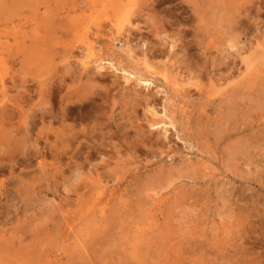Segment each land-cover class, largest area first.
<instances>
[{
  "label": "rangeland",
  "instance_id": "obj_1",
  "mask_svg": "<svg viewBox=\"0 0 264 264\" xmlns=\"http://www.w3.org/2000/svg\"><path fill=\"white\" fill-rule=\"evenodd\" d=\"M0 264H264V0H0Z\"/></svg>",
  "mask_w": 264,
  "mask_h": 264
},
{
  "label": "bare ground",
  "instance_id": "obj_2",
  "mask_svg": "<svg viewBox=\"0 0 264 264\" xmlns=\"http://www.w3.org/2000/svg\"><path fill=\"white\" fill-rule=\"evenodd\" d=\"M83 76V72L81 71L80 73H79V78H81ZM97 78V77H96ZM92 81H94L95 79H94V77H91L90 78ZM100 81V80H99ZM47 82V81H46ZM50 84V83H49ZM45 86H46V83H45ZM50 86V85H49ZM118 90V89H117ZM73 94H74V91H73V93L71 92V91H68V93L65 95V101L66 102H71V96H73ZM231 94H233V93H231ZM81 98H84V97H81ZM88 98V97H87ZM45 99V98H44ZM84 100H86V99H84ZM84 100H83V103H84ZM45 101H46V99H45ZM64 101V102H65ZM106 101V100H105ZM82 103V104H83ZM102 103H104V102H102ZM235 103V102H234ZM46 104V103H45ZM44 104V105H45ZM66 107L67 108H71L72 106H70V105H66ZM67 111H69V110H67ZM71 112V111H70ZM69 114V113H68ZM104 115V114H103ZM97 116V115H96ZM48 117V116H47ZM63 118V117H62ZM28 120V119H27ZM62 121V120H61ZM26 123H28V122H26ZM65 124V123H64ZM64 124H59V125H61L62 127L64 126ZM102 124V123H101ZM72 125V124H71ZM73 126V125H72ZM158 125H157V123L156 124H154L153 123V125H151V127H153V128H151V129H154V128H156ZM91 127V130L92 129H96L97 128V125L96 124H93V125H91L90 126ZM66 128H68V127H66ZM70 128H73V127H70ZM69 128V130L68 131H70L69 133L67 132H57L55 135H54V140H53V142H47L48 141V139H47V141L46 140H44V142L41 144V146H40V150L41 151H80V149L76 146V145H73V143H74V141H76L75 139H76V135H77V133L75 132V131H73L74 129H70ZM98 128H100V126L98 127ZM109 128H111V127H109ZM26 129H28V128H26ZM62 129V128H61ZM47 130V129H46ZM53 130V129H52ZM75 130H76V128H75ZM88 130V129H87ZM114 130V129H113ZM145 131V130H144ZM80 132V131H79ZM43 133V132H42ZM107 133V132H106ZM111 133H112V131H111ZM125 133V132H124ZM27 134V133H26ZM48 134V133H47ZM68 134V135H67ZM88 134V133H87ZM43 135V134H42ZM85 135V134H84ZM67 136V137H66ZM134 136V135H133ZM142 136L143 135H140V136H138L139 138H134V139H132V140H130V141H128V142H124V144H122L121 143V145L123 146V147H125V150H127V151H129V150H138V151H154V150H152L151 149V147L152 146H157V144H159V146L161 145V146H163V145H165L166 143L164 142V141H162V139H159V140H150L149 138H145L144 136V138L145 139H143L142 138ZM44 137V136H43ZM47 137V136H46ZM85 138V137H84ZM88 138H90V137H88ZM98 138V137H97ZM168 138V137H167ZM45 139V138H44ZM85 139H87V138H85ZM91 139V138H90ZM89 139V140H90ZM94 139V138H93ZM165 139V138H164ZM96 140V139H95ZM168 140V139H167ZM166 140V141H167ZM85 141V140H84ZM66 142H67V144H66ZM86 142V141H85ZM169 142V141H168ZM91 143V145H90V149L92 148V149H94V151H105V150H107V147H109V145L107 144V143H105V142H103L102 141V139L99 141V139L97 140V142H95V141H91L90 142ZM84 144H86V143H84ZM121 145H119V146H121ZM84 146V145H83ZM86 146V145H85ZM160 146V147H161ZM88 147V146H87ZM165 147V146H164ZM86 149V148H85ZM160 150V149H159ZM39 151V150H38ZM63 153V152H62ZM147 153V152H146ZM60 156V155H59ZM73 162V161H72Z\"/></svg>",
  "mask_w": 264,
  "mask_h": 264
}]
</instances>
